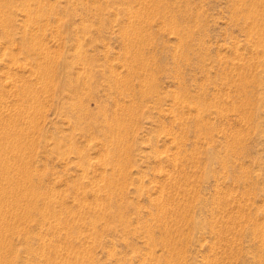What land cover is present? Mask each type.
<instances>
[{"label":"rangeland","instance_id":"obj_1","mask_svg":"<svg viewBox=\"0 0 264 264\" xmlns=\"http://www.w3.org/2000/svg\"><path fill=\"white\" fill-rule=\"evenodd\" d=\"M0 264H264V0H0Z\"/></svg>","mask_w":264,"mask_h":264},{"label":"bare ground","instance_id":"obj_2","mask_svg":"<svg viewBox=\"0 0 264 264\" xmlns=\"http://www.w3.org/2000/svg\"><path fill=\"white\" fill-rule=\"evenodd\" d=\"M119 123V122H118ZM119 128V127H118ZM122 129V128H121ZM118 130V129H117ZM120 134V133H119Z\"/></svg>","mask_w":264,"mask_h":264}]
</instances>
